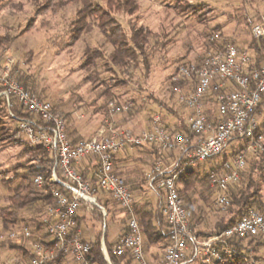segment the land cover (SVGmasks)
Segmentation results:
<instances>
[{
    "label": "built area",
    "instance_id": "built-area-1",
    "mask_svg": "<svg viewBox=\"0 0 264 264\" xmlns=\"http://www.w3.org/2000/svg\"><path fill=\"white\" fill-rule=\"evenodd\" d=\"M254 38L264 39V16L251 29ZM249 57L234 45L205 57L199 64L182 65L172 76L173 81L194 80L193 88L183 97L188 111L185 122L188 131L181 133L163 124L158 115L151 119V127L139 134H130L100 128L88 140L73 143L67 134L66 121L51 103L23 88L6 69L0 68V96L8 102L10 97L33 117L17 118V127L32 144H41L52 154L53 163L47 179L40 174L32 182L38 191H48L54 203L45 207L43 223L48 241L31 243L29 258L21 264H51L58 254L73 264H94L90 251L94 242L86 240L80 231L77 213L82 206L103 209L96 200L103 191L115 201L126 219V231L111 244V254L129 258L131 264H152L146 257L141 226L136 216L135 202L130 187L114 169L113 158L125 147L155 144L166 154L174 153L171 163L156 159L145 174L149 188L158 195L157 207L168 228L167 243L160 259L154 264H191L193 259L222 261L217 244L224 245L230 237H264V216L249 209L238 220L218 233L200 241L199 234L188 220L183 198L179 193L181 175L187 168L200 166L223 153L232 141H246L243 152L230 155L215 170L207 172L208 185L218 191L216 204L222 210L229 205L227 191L241 179L246 166V155L258 157L264 150V134L259 131L255 109H264V61L258 68L248 70ZM226 83L234 88L226 87ZM216 114L208 119L205 95L213 89ZM111 114L129 110V104L108 102ZM260 109V110H261ZM107 130V131H106ZM89 158L97 162L95 181L84 178L77 165ZM215 167V164L210 167ZM46 182L53 185L45 187ZM103 235L105 223H102ZM29 237L30 231L22 227L19 232ZM15 231L7 233L14 239ZM47 243L50 245L47 246ZM100 247L106 264H116L111 258L103 237ZM224 253L233 249L223 246ZM119 264H123L119 263Z\"/></svg>",
    "mask_w": 264,
    "mask_h": 264
},
{
    "label": "rangeland",
    "instance_id": "rangeland-1",
    "mask_svg": "<svg viewBox=\"0 0 264 264\" xmlns=\"http://www.w3.org/2000/svg\"><path fill=\"white\" fill-rule=\"evenodd\" d=\"M137 2L138 10L133 15L120 12L115 16L127 33L132 27H142L151 32L145 49L149 64L147 70L141 61L136 67L130 64L126 68L108 63L112 46L105 42L94 17L88 19L89 26L79 40L73 45L69 44V23L74 19L77 5L68 4L57 12L36 14L29 0H0V38L7 37V40L0 41V68L8 70L10 74L13 71L25 76L34 85L35 93L49 101L55 111L65 117L66 126L70 124L71 129L75 128V136L76 131H80L84 133L81 139L88 140L93 137L94 131L103 127L139 134L151 127L154 115H158L161 121L174 115L184 116L187 109L183 97L193 88L194 82L188 79L174 81L185 82L175 89L172 75L180 66L199 64L205 57L218 51L215 44H234L248 55L249 65L253 54L251 41L254 38L251 24L264 16V0ZM202 4L206 10L200 13L197 9ZM86 48L100 49L103 58H95L93 65L83 68ZM225 85L234 88L228 83ZM107 93H110L109 97ZM109 101L128 103L129 110L111 114ZM214 106V103L210 104L209 108ZM11 127L15 128V125ZM241 144L239 140L232 141L222 154L228 156L236 152ZM135 152L132 151V156L136 155ZM222 154L201 163L198 174L203 176L211 165L221 163ZM166 156L173 160L175 154ZM153 161L154 158L151 164ZM254 161V157L246 155V166L240 181L252 173L259 185L257 192L260 200L264 203V169L263 176L259 177L261 174L252 168ZM136 162L131 164L135 167ZM30 163L22 146L9 144L0 147L1 206L8 205L11 194L3 181L12 179L11 186H14L21 179L22 168ZM189 195L192 208L186 207L188 220L199 234L200 241H204L215 223L228 219L230 213L216 204L218 191L212 189L207 181L197 183ZM203 196L209 197L207 203ZM19 214L21 220L8 228L3 227L0 219V264L7 263L12 253L21 255L22 250L27 251L31 243L48 241L45 225L37 230V222L45 216L44 207L36 203L20 210ZM104 221L109 239L119 231L118 225L109 219L93 222L101 229ZM22 227L30 231L29 237L18 233ZM11 231L18 234L14 239H7V233ZM143 240L146 257L154 264L152 259L154 255H160L163 244H149L145 236ZM11 243L18 247L9 248ZM67 262L63 258L61 264ZM191 264H197L196 260L193 259Z\"/></svg>",
    "mask_w": 264,
    "mask_h": 264
},
{
    "label": "trees",
    "instance_id": "trees-1",
    "mask_svg": "<svg viewBox=\"0 0 264 264\" xmlns=\"http://www.w3.org/2000/svg\"><path fill=\"white\" fill-rule=\"evenodd\" d=\"M29 1L34 5L36 14H40L41 12L46 11L57 12L58 10L63 9L68 4L77 5L74 19L69 23V44L73 45L77 40H79L82 33L89 26L88 19L94 17L96 19V25L103 35L105 42L112 46V50L107 57L108 63L116 67L126 68L130 64L136 67L141 61L146 70L149 68L148 56L145 49L146 45L149 42V38L151 37V32L149 30L143 29L142 27H132L130 33H127L115 16L116 13L120 12L127 15H133L138 10L137 0ZM187 8L190 10L189 7ZM197 10H199L200 13L204 12L206 10L204 9V4H202V7L200 9L198 8ZM254 24L252 23L251 26H253ZM27 26L29 27L30 24ZM6 38V36L4 38H0V41L7 40ZM251 42L253 54L248 65V70L260 67L264 61V39L253 38ZM215 45L217 50L219 51L223 50L226 44L224 42H221ZM230 45L234 44L230 43ZM239 50L241 51V49ZM83 55V68H88L93 65V60L95 58H103V53L100 51V49L86 48L83 52ZM11 75L23 88L35 93L34 85L28 82L25 76L18 75L13 71ZM192 81L194 82V80ZM183 83L185 82L180 81L179 83H175L174 81H172L175 89L176 87L183 85ZM1 89L2 87L0 86V90ZM225 90V88H222L218 91L210 89L205 95V101L215 102L216 94ZM106 96L109 97L110 93H107ZM38 97L40 96L38 95ZM262 101H264V98ZM260 109L261 104L256 107L255 112L258 113ZM24 117L31 118L33 116L27 110L23 109L15 101V99L10 97L9 101L7 102L5 97L0 96V147L9 144L22 146L24 153L28 155L29 162H31L30 165L22 168L24 172L20 175L21 179L14 186H11V184L13 183L12 179L3 181V185L8 187V189L11 191V194L8 197V205H0V219L4 228H8L9 226L18 223L21 220L19 211L24 209L25 207L38 203L40 206L45 208L47 205H51L54 203V200L48 191H38L32 182L33 177L38 174L42 175L44 179H47L50 176L53 163L52 154L47 151L41 144L30 143L21 133L20 129L17 127L16 119ZM62 117L65 120V117ZM208 119H211L210 115L208 116ZM12 124L15 125V128L11 127ZM66 130L70 139L72 138L71 141L73 143H79V138L75 136L74 129H69V127L66 126ZM173 130L191 135V133L188 131L185 118L183 117L180 119V123L178 124V126ZM259 131L262 133L260 129ZM241 143L242 144L239 149L232 154L245 151L246 141H242ZM159 151L160 150H158V148H155V155L153 157L154 161L158 158L163 157V152ZM230 155L227 156L225 154H222L223 160L227 159ZM254 158L255 161L252 168H255L258 174H261L259 177H262L264 169V150L259 154L258 157ZM86 161L89 164H93V168L96 169L97 162L95 159L89 158ZM217 167H219V165L215 164V167H209L208 171L215 170L217 169ZM76 168L80 172L82 177L87 179L89 178L92 182L95 181L94 173L92 174V172L90 171H85L83 169H79L78 167ZM198 169L199 166L187 168L181 175V186L179 188V193L183 198L185 208H192V202L189 193L195 187V185L197 183H203L205 181H207L208 183L207 173L201 176L197 172ZM51 185H53V183L51 182L45 183V187H49ZM258 186L259 185L257 181L253 179V174L248 173V176L245 179L230 187L227 191L229 205L226 209L227 212L230 213V217L226 220L224 219L215 223L214 229H212L208 235L218 233L224 228L230 226L249 209H256L264 216V203L260 200L259 194L257 192ZM203 200L207 203L209 201V197L203 196ZM136 216L147 243L163 245L167 243L168 228L164 223L163 218L160 216L158 208H155L153 210L136 209ZM37 224V230L45 225L43 221H39L37 222ZM200 233L202 234L203 232ZM104 236H106V232L104 233ZM100 237L101 234L98 233L89 255L94 264H106L101 252ZM48 245L50 244L47 243V246ZM224 245L233 249V252L224 253ZM224 245L217 244L216 246L217 250H219L221 253L222 261L216 260L214 258H211L209 261L196 259L197 264H264V237H230L226 239ZM8 246L11 249L18 247L16 244L12 243ZM107 250L110 254L111 260L114 263L119 264L123 262V264H131L129 258H117L112 255L111 244H107ZM62 259L63 255L58 254L54 258V260L51 261V264H61Z\"/></svg>",
    "mask_w": 264,
    "mask_h": 264
},
{
    "label": "crops",
    "instance_id": "crops-1",
    "mask_svg": "<svg viewBox=\"0 0 264 264\" xmlns=\"http://www.w3.org/2000/svg\"><path fill=\"white\" fill-rule=\"evenodd\" d=\"M205 110L206 112L212 116L216 114V104L213 101H205ZM214 103V108H209L210 104ZM188 114V111L184 112V116H178L174 115L173 118L168 119L165 118L162 120L163 124L169 128H176L178 124L180 123V119L183 117L185 118ZM258 121H259V127L262 132H264V109L262 108L257 113ZM67 127L69 129L71 128V125L68 124ZM75 130V128H73ZM94 132H97L94 131ZM264 134V133H263ZM84 136L83 132L76 131V137L79 138V142L84 141V139H81V137ZM72 139V138H71ZM158 148L155 144H145L140 147H125L123 150L119 151L114 155L113 163H114V169L120 175L124 178L127 185L131 188L134 202H135V208L136 209H155L157 207L158 203V195L152 191L145 178L146 172L149 170L151 164V160L155 155V148ZM137 148V149H136ZM136 149V150H133ZM159 149V148H158ZM132 151H136V155L132 156ZM168 154L163 153L164 163L169 164L173 160L171 157L166 156ZM171 155V154H170ZM135 159V160H134ZM133 161H137V165L134 167L131 163ZM79 169L87 170L92 172V174L95 172V169L93 168V164H89L86 160L79 163L77 165ZM96 200L98 204L103 209V214L97 209L93 208L90 209L87 206H82L80 211L77 213L78 216V226L80 228V231L82 233V236L86 240H90L92 242H95L96 235L98 233L101 234V237H103L105 245L112 244L113 240L123 234L126 231V219L123 214V212L120 210V208L117 206L114 200H112L109 195L103 191H100L96 195ZM101 219H109L115 224L118 225L119 231L117 233H114L112 236L107 238L108 230L107 225L105 224V232L106 236L103 235L102 226L101 229H98L97 226L94 224L93 221L100 220ZM105 223V221H104ZM198 223V222H197ZM102 224V223H101ZM104 232V233H105ZM31 251V244L27 247L26 250H22L21 255L17 254H10V258L8 259L7 263L4 264H21L24 261H26L30 256ZM7 257L9 255L7 254ZM160 259V255L157 257L154 255V258L152 259L154 263H157ZM66 264H73L72 262L68 261Z\"/></svg>",
    "mask_w": 264,
    "mask_h": 264
}]
</instances>
